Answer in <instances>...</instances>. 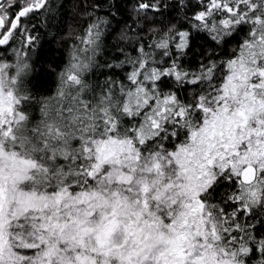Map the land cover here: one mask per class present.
<instances>
[{"label": "snow or ice", "instance_id": "6c2138e0", "mask_svg": "<svg viewBox=\"0 0 264 264\" xmlns=\"http://www.w3.org/2000/svg\"><path fill=\"white\" fill-rule=\"evenodd\" d=\"M0 264H264V0H0Z\"/></svg>", "mask_w": 264, "mask_h": 264}]
</instances>
